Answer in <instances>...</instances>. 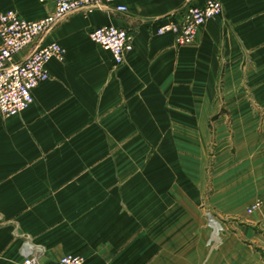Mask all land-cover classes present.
<instances>
[{"label": "crops", "instance_id": "obj_1", "mask_svg": "<svg viewBox=\"0 0 264 264\" xmlns=\"http://www.w3.org/2000/svg\"><path fill=\"white\" fill-rule=\"evenodd\" d=\"M204 1L116 0L65 15L42 38L40 44L63 45L64 60L47 62L50 77L33 88L32 103L19 115L0 114V264H21L18 234L43 245L40 264L67 253L83 256L82 264H264V0H219L221 12L187 46L175 45L169 33L156 34L185 7ZM53 5L0 0V12L31 21ZM108 24L132 36V49L118 66L110 51L88 38ZM221 100L231 107L218 109ZM92 125H112L116 141L147 140L149 153L176 154L167 164L166 192L158 193L149 166V193L129 200L118 191L111 204L128 208H110L107 228L96 217L90 223L75 215L77 185L29 181L39 176L42 150L74 144V129ZM212 132H226L229 140L212 154L208 177L205 164L195 171L182 152H201L202 136ZM160 139L168 141L159 145ZM138 180L140 188L147 178ZM209 180L213 189L200 207V184ZM187 184L197 190L190 193ZM111 188L120 189L108 182L105 189ZM256 201L260 206L249 212ZM207 208L224 226L211 246Z\"/></svg>", "mask_w": 264, "mask_h": 264}, {"label": "built area", "instance_id": "obj_2", "mask_svg": "<svg viewBox=\"0 0 264 264\" xmlns=\"http://www.w3.org/2000/svg\"><path fill=\"white\" fill-rule=\"evenodd\" d=\"M52 1L54 4L52 12L38 20H26L12 10L0 12V114L3 117L19 115L32 103L33 88L50 77L46 68L49 60H64L66 50L63 45L54 41L40 44L46 33L69 13L81 9L88 10L116 0ZM116 8L121 11L126 10L123 5H117ZM221 9L219 0H205L203 7L189 5L178 18L161 24L156 29V34L169 33L174 36L175 45H190L195 41L198 28L209 19L217 17ZM88 38L110 51L116 66L124 61L125 55L132 49L130 33L122 27L111 24L92 29ZM35 41L39 44L21 60L17 62L13 60L18 52L31 46ZM259 204L260 202L256 201L248 211L259 207ZM204 216L211 235L208 245L211 246L212 242L218 241L224 226L211 209L205 210ZM19 254L22 258L21 264H40L39 260L44 254V248L32 241L28 234H24ZM83 260V256L67 253L52 264H82Z\"/></svg>", "mask_w": 264, "mask_h": 264}, {"label": "rangeland", "instance_id": "obj_3", "mask_svg": "<svg viewBox=\"0 0 264 264\" xmlns=\"http://www.w3.org/2000/svg\"><path fill=\"white\" fill-rule=\"evenodd\" d=\"M250 102L251 101H249V103ZM235 103L232 102L233 107ZM216 105H218L217 108L220 110L231 107L229 102L226 104L223 100L217 101ZM113 134L112 125H92L78 129L75 128L72 136L76 140V143L58 145L47 153L42 150V154H46V156L42 157V162H40L41 160L38 161L41 163V166L37 164L36 167L39 176L30 179V184L51 186V184L56 183H68L77 185L78 192L76 196H78L79 203H77L76 207L72 208L78 211L75 215L78 214L80 220H84L85 222L90 221V223L93 221L92 219L96 217L100 219L98 224L101 225L102 228L110 226L109 222L106 221V215L111 212L109 211L110 208L115 209L117 212V208H128V205H125L124 202L123 204L122 202H117L114 207L111 204L114 197L120 196L118 191L121 192V195H126L128 199L129 195L134 197L138 193L143 195L149 193L150 187L147 177L149 166H151V169L157 174L156 178L158 182L156 187L158 193L166 192L164 190L167 188V185H169L168 181H170V179L166 178L170 175V173H168L170 167H168L167 164H169L172 157L176 159V154L149 153L147 149V140L121 139L116 141ZM211 134L212 135L207 134L202 136L203 150L201 152L194 148V151L189 150L182 152L183 161H187L188 164H196V166L192 168L195 171L200 170L202 164H205L206 176L208 177H211L213 173L212 154H216L219 150H222V147H224L227 140H229L226 132L222 133V135H218L214 132ZM228 135L230 136V134ZM166 140L168 141V139ZM166 140L160 139L158 144L165 145ZM196 144L198 145V143ZM134 149L136 150L134 151ZM35 150L40 151L41 149L37 148L34 149V151ZM115 150L118 153L115 152ZM121 152L123 155L119 156ZM50 154H53V156L47 161L46 159ZM144 174L147 181L144 182L140 188L139 186L135 187L139 181L138 179L143 178ZM108 182L115 183V186L120 187V189H105ZM15 184L20 187L19 183ZM15 184L14 186H16ZM200 185L203 195L198 205L202 207V201L205 199L204 197L206 196V198H208L213 188L210 180L207 181L205 185L203 184L202 186V183ZM196 186V184H187L185 190L193 193L197 190ZM138 189H140L139 192H137ZM112 192L117 193L112 195ZM129 200L127 201L128 203ZM206 210L210 209L207 208ZM18 237L21 246L24 235L18 234ZM36 244L42 245L41 243Z\"/></svg>", "mask_w": 264, "mask_h": 264}]
</instances>
